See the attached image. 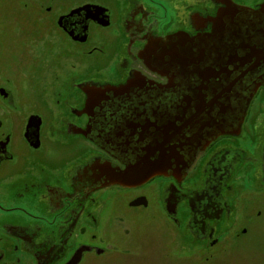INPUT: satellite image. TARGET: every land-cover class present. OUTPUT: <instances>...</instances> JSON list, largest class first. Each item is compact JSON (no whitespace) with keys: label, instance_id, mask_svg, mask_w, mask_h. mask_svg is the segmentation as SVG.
I'll return each instance as SVG.
<instances>
[{"label":"flooded vegetation","instance_id":"flooded-vegetation-1","mask_svg":"<svg viewBox=\"0 0 264 264\" xmlns=\"http://www.w3.org/2000/svg\"><path fill=\"white\" fill-rule=\"evenodd\" d=\"M208 1L203 11L196 3L183 13L177 6L178 21L168 0H117L116 21L109 7L87 0L65 9L56 24H0V264H108L117 252V188L138 191L128 205L146 209L140 190L157 177L169 179L162 186L166 213L180 225L183 208L191 232L211 246L220 237L216 226L233 215L232 180L248 164L261 192L255 213L264 217V131L253 133L250 145L238 141H247L241 136L264 89V69L235 122L205 137L180 173L117 181L127 163L121 156L153 154L135 148L147 147L192 82L201 85L199 73L246 41L249 24L218 20L231 0ZM84 5L92 16L94 6L105 7L109 23L84 24L85 11L73 12ZM251 29L264 43V24ZM173 86L179 94L170 93ZM221 114L230 119L231 111Z\"/></svg>","mask_w":264,"mask_h":264},{"label":"rangeland","instance_id":"rangeland-1","mask_svg":"<svg viewBox=\"0 0 264 264\" xmlns=\"http://www.w3.org/2000/svg\"><path fill=\"white\" fill-rule=\"evenodd\" d=\"M63 1H65L64 5H62ZM85 1L87 0H45L36 4L35 0H0V24H8L11 21L56 24L58 15L65 9H69L75 2ZM92 1L109 7L112 10V20H117V0ZM232 1L250 8L264 2V0ZM18 2L22 4L20 9L15 7ZM190 3H196L194 5L196 8L201 6L203 11L204 6L210 2L168 0L170 18L178 21L175 9L178 6L177 9L183 13L182 11ZM3 57L6 59V55ZM44 84H49V81ZM262 91L253 100L249 109L250 118L241 136L247 141L238 139L244 146L250 145L249 138H254L253 133L264 131V89ZM253 170L255 171V166L248 164L233 178L234 191L228 197L233 215L224 218L216 226L220 237L214 246L191 232L187 220L188 214L183 208L178 210L180 225L166 213L161 203L162 196L166 194L164 189L162 191V186L169 179L157 177L140 190L147 195L150 202L146 209H133L128 205L138 191L125 187L117 188V222H115L117 235L111 234L115 238L112 242L117 245V249L111 248L117 252L109 254L108 264H116V262L117 264H264V217L259 218L255 213L261 192L258 193L255 182L258 172L255 173ZM195 176L196 173L192 171L189 179L193 180ZM252 181H254L252 185L254 189L249 188ZM249 190L254 192L250 193ZM245 203L249 205V209L244 212ZM247 214H253L252 218H246ZM243 229L246 231L243 232ZM92 261L96 262L94 259Z\"/></svg>","mask_w":264,"mask_h":264},{"label":"water","instance_id":"water-1","mask_svg":"<svg viewBox=\"0 0 264 264\" xmlns=\"http://www.w3.org/2000/svg\"><path fill=\"white\" fill-rule=\"evenodd\" d=\"M231 2L219 12L218 20L220 17L225 18L229 24H249L248 33L244 36L246 41L225 49L228 51H225L222 58L215 59L212 66L199 73L201 85L197 86L192 82L193 88L188 87L180 99L176 98L180 104L175 102L170 108L169 114L158 124V134L149 137L147 147L142 142L135 148H138L136 152L142 153L150 148L153 154L121 156L122 161L127 163L126 168L118 173L117 181L131 185L145 181L157 173H180L205 137L223 128L228 122H235L247 89L263 76L264 43L257 42L256 34H253L251 28L264 24V6L254 10L232 0ZM94 7L99 9H96L93 16L88 5L73 12L85 11L84 24H88L91 19L108 24L107 9L102 6ZM177 88L178 86L171 87L170 93L179 94L180 90ZM226 101L231 108L226 105ZM227 108L231 111L230 119L221 114Z\"/></svg>","mask_w":264,"mask_h":264}]
</instances>
